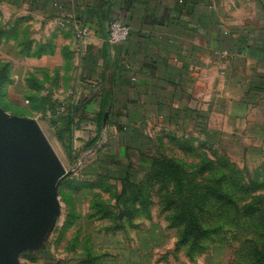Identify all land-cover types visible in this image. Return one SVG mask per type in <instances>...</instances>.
<instances>
[{"label": "crops", "instance_id": "1", "mask_svg": "<svg viewBox=\"0 0 264 264\" xmlns=\"http://www.w3.org/2000/svg\"><path fill=\"white\" fill-rule=\"evenodd\" d=\"M30 3L45 13L49 45L36 60L37 79L42 84L46 72L53 83L46 95L31 96V107L3 117L42 129L43 113L53 120L66 114L89 149L78 169L97 175L83 182L148 169L160 130L211 124L215 117L224 123V137L264 155V0ZM112 21L130 27L128 41L109 43ZM49 213L47 227L55 216L52 201Z\"/></svg>", "mask_w": 264, "mask_h": 264}, {"label": "rangeland", "instance_id": "2", "mask_svg": "<svg viewBox=\"0 0 264 264\" xmlns=\"http://www.w3.org/2000/svg\"><path fill=\"white\" fill-rule=\"evenodd\" d=\"M43 14L30 0H0L1 115H19L53 83L46 72L42 84L37 79L36 60L49 48ZM66 118H38L57 160L73 173L54 188V219L19 264H264V155L224 137L219 118L160 130L148 169L95 182H83L97 175L78 169L89 149Z\"/></svg>", "mask_w": 264, "mask_h": 264}, {"label": "water", "instance_id": "3", "mask_svg": "<svg viewBox=\"0 0 264 264\" xmlns=\"http://www.w3.org/2000/svg\"><path fill=\"white\" fill-rule=\"evenodd\" d=\"M0 114V264H19L48 225L51 198L66 173L32 121Z\"/></svg>", "mask_w": 264, "mask_h": 264}, {"label": "built area", "instance_id": "4", "mask_svg": "<svg viewBox=\"0 0 264 264\" xmlns=\"http://www.w3.org/2000/svg\"><path fill=\"white\" fill-rule=\"evenodd\" d=\"M131 29L120 21H112L108 26V41L111 44L124 43L130 39Z\"/></svg>", "mask_w": 264, "mask_h": 264}, {"label": "trees", "instance_id": "5", "mask_svg": "<svg viewBox=\"0 0 264 264\" xmlns=\"http://www.w3.org/2000/svg\"><path fill=\"white\" fill-rule=\"evenodd\" d=\"M154 161H155V160H154ZM154 161H153V163H154ZM153 163H152V164H153ZM187 240H188V239H187V237H186V238H185V241H187Z\"/></svg>", "mask_w": 264, "mask_h": 264}]
</instances>
